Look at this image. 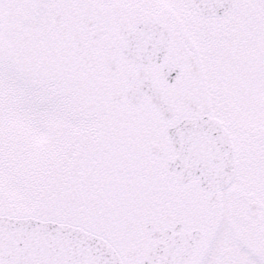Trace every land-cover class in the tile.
Instances as JSON below:
<instances>
[{
	"label": "snow or ice",
	"instance_id": "1",
	"mask_svg": "<svg viewBox=\"0 0 264 264\" xmlns=\"http://www.w3.org/2000/svg\"><path fill=\"white\" fill-rule=\"evenodd\" d=\"M0 264H264V0H0Z\"/></svg>",
	"mask_w": 264,
	"mask_h": 264
}]
</instances>
